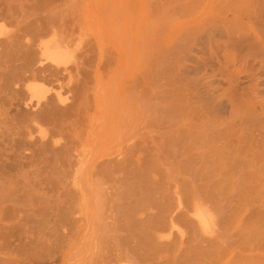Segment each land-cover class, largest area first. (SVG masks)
<instances>
[{
	"label": "bare ground",
	"instance_id": "1",
	"mask_svg": "<svg viewBox=\"0 0 264 264\" xmlns=\"http://www.w3.org/2000/svg\"><path fill=\"white\" fill-rule=\"evenodd\" d=\"M63 1L0 0V222L10 230L8 237L18 241L16 256L7 257L0 249V264H95L100 248L107 251L119 234L118 256L112 257L110 249L106 258L112 260L101 258L96 264H264V222L225 226L228 213L223 208L233 201L239 184V175L234 179L228 165L234 154L230 157L227 149L237 141L238 148L244 132H228L209 120L197 123L193 112L183 111L192 98L225 111L249 91L251 99L264 95V78H258L264 75V0H200L205 7L199 39L204 43L225 37L223 46L237 50L236 63L225 81L224 74L183 78L199 70L189 65L168 79L173 88L165 97L170 112L166 128H174L163 137L174 146L178 142L184 156L166 166L139 153L136 157L134 151L131 156L122 150L96 154L97 135L80 137L77 129L84 126L90 108L99 121L103 118L104 100L96 91L88 108V69L80 67L84 58L78 63L71 52L72 31L51 18ZM244 18L254 19L258 29L242 26ZM182 46L184 56L191 57ZM206 61L213 65L211 57ZM40 81L53 83L56 90L50 92ZM225 82L226 100L212 87ZM126 140L129 148L137 145L133 136ZM215 151H221L219 162L211 163L206 158ZM107 177L123 182L124 199L118 211L121 227H114L121 232L111 235L114 243L106 249L102 246L109 242L110 227L96 224L104 215ZM257 192L263 203L264 182L258 181ZM15 201L28 202L36 215L30 221L47 227H31L25 234L22 227L5 223L15 220ZM73 225L88 227H60Z\"/></svg>",
	"mask_w": 264,
	"mask_h": 264
},
{
	"label": "rangeland",
	"instance_id": "2",
	"mask_svg": "<svg viewBox=\"0 0 264 264\" xmlns=\"http://www.w3.org/2000/svg\"><path fill=\"white\" fill-rule=\"evenodd\" d=\"M204 7L200 0H64L54 9L51 14L52 21L72 31L74 40L70 48L71 52L77 57L78 63L84 62L80 63L82 64L80 67L89 70V72L86 70L89 87L88 108L92 106L96 91L101 96L103 95L104 113L101 121L93 115V110L90 108L87 111L84 126L77 129L83 139L88 134L93 137L97 135L99 144L95 149L96 154L122 150L131 156L134 151L136 157L139 153V156L150 158L158 165H176L177 160L180 163L184 150L177 141L174 146L168 141L170 139L165 140L163 137L165 136L164 131L174 128V126L166 128L170 112L165 109L169 105L165 97L172 93L173 88L171 81L169 85L166 82L174 77L179 67L186 65L198 66L199 70L196 73L180 75L183 78L194 79L201 76L217 78L219 74H224L225 81L227 71L231 69L233 63H236L237 58V50L230 46H223L227 45L225 37L218 35L204 43L199 39ZM23 14L26 15L27 11L25 10ZM242 26L248 30L252 27L255 31L258 29L254 19L244 18ZM182 45L190 50L191 57L184 56ZM82 57L84 60H81ZM208 57L212 58L213 65L206 61ZM258 78H264V75H259ZM40 83L50 92L56 90L53 83L46 81H40ZM212 87L217 89V95L222 99H227L226 82L214 83ZM61 91L65 96V90L61 89ZM251 98L252 93L249 91L248 95L242 97V100L239 98L233 100V106H229L225 111L213 108L212 104L204 102L203 98H192L188 101L190 107H185L186 109L183 110L193 112L190 114L196 117L197 123L209 120L219 127H226L228 132L239 131V135L244 132V138L238 139L241 143L238 145L239 149L236 148L238 141L236 145H233L234 147L230 146L231 148L227 149L230 157L234 154L233 159H230L234 161H231L232 164L229 162L228 165H232V168L235 166L230 169V172H235L234 174L231 172L235 176L234 179H237L239 175V184L236 185L234 182L233 205L230 202V205L223 208V211L226 210L228 213L226 227H255L258 219L259 222H264V219L262 220L264 216L260 215L261 211L264 214V202L261 203L257 196L258 181L259 184L264 182V132L262 128L264 126V95L255 99ZM133 110H137L136 115L132 114ZM204 112L207 114L206 118L202 117L201 113ZM258 117L263 120L260 121ZM256 122H260L259 126ZM130 136L137 139V145L132 148H129V141L126 140ZM165 137L168 138V135ZM220 153L221 151H215L214 155L206 159L211 163H218ZM235 155L237 158L244 159H239L241 162L244 161V166L240 165L238 160L235 162L237 159H234ZM104 181V215L97 222L96 227H110V230L114 232L113 234L110 231V234H107L110 244L102 246L107 249L112 245L111 242L114 243V240L119 242L120 234L117 235L118 239H114L115 232L119 231L114 230V227H121L118 211L119 202L124 199L122 197L124 184L112 177H107ZM227 184L224 187V194L229 192L232 183L229 181ZM223 202L224 200H221L222 205ZM27 204L28 202L15 201L11 211L15 220L7 219L5 223H14L18 225L14 227H22L25 234H29L31 227H47L30 221L32 218L35 219L36 215ZM0 223V245L2 247L0 249H4L2 250L5 251L4 253L7 252V257L16 256L15 249L18 241L15 237H8L10 230L4 229L3 223ZM259 225L256 226L259 227ZM4 233L7 234L4 235ZM111 235L115 237L111 238ZM110 238L114 240L110 241ZM4 240L8 241L6 249L2 246L7 244ZM117 242L115 241L116 244ZM115 243L113 247L107 249L108 252L114 250L113 255L100 248V254L94 257V262L101 261V258L102 261L112 260V257L118 256L115 248L118 247V251L121 248H119L120 244L117 246ZM106 245L109 246L106 247ZM108 254L112 256L109 255V259L106 258Z\"/></svg>",
	"mask_w": 264,
	"mask_h": 264
}]
</instances>
